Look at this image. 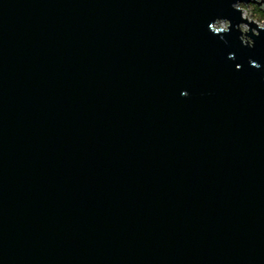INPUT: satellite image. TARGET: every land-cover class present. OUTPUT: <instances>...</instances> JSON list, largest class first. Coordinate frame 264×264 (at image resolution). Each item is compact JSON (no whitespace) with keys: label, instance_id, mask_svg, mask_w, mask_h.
<instances>
[{"label":"water","instance_id":"1","mask_svg":"<svg viewBox=\"0 0 264 264\" xmlns=\"http://www.w3.org/2000/svg\"><path fill=\"white\" fill-rule=\"evenodd\" d=\"M264 0H0V264H264Z\"/></svg>","mask_w":264,"mask_h":264},{"label":"trees","instance_id":"2","mask_svg":"<svg viewBox=\"0 0 264 264\" xmlns=\"http://www.w3.org/2000/svg\"><path fill=\"white\" fill-rule=\"evenodd\" d=\"M252 11L254 13V17L260 22L264 24V10H261L258 6L252 7Z\"/></svg>","mask_w":264,"mask_h":264},{"label":"rangeland","instance_id":"3","mask_svg":"<svg viewBox=\"0 0 264 264\" xmlns=\"http://www.w3.org/2000/svg\"><path fill=\"white\" fill-rule=\"evenodd\" d=\"M245 10V15L246 16H253L254 17V13L252 11V7L253 5H251L249 8L245 7V6H242ZM255 18V17H254ZM256 19V18H255ZM257 20V19H256ZM258 21V20H257ZM259 22V21H258ZM260 23V22H259ZM261 25H264L263 23H260Z\"/></svg>","mask_w":264,"mask_h":264},{"label":"bare ground","instance_id":"4","mask_svg":"<svg viewBox=\"0 0 264 264\" xmlns=\"http://www.w3.org/2000/svg\"><path fill=\"white\" fill-rule=\"evenodd\" d=\"M246 16V15H245Z\"/></svg>","mask_w":264,"mask_h":264}]
</instances>
